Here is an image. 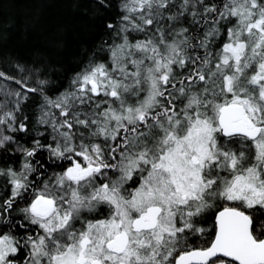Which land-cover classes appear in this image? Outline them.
<instances>
[{
	"label": "snow or ice",
	"instance_id": "1",
	"mask_svg": "<svg viewBox=\"0 0 264 264\" xmlns=\"http://www.w3.org/2000/svg\"><path fill=\"white\" fill-rule=\"evenodd\" d=\"M117 7L105 25L115 37L101 49L110 63L89 60L55 98L40 79L36 88L16 80L26 92L8 93L17 99L0 111V149L22 164L0 169L11 185L0 264H264V0ZM27 93H40L36 124L53 143L24 147L10 134L29 131V117L17 116ZM41 150L71 165L19 209L26 225L10 217ZM217 201L229 203L208 229Z\"/></svg>",
	"mask_w": 264,
	"mask_h": 264
},
{
	"label": "trees",
	"instance_id": "2",
	"mask_svg": "<svg viewBox=\"0 0 264 264\" xmlns=\"http://www.w3.org/2000/svg\"><path fill=\"white\" fill-rule=\"evenodd\" d=\"M120 0H111V6L103 8L97 0H0V71L7 77H0V111L15 107L16 97L9 92H26V88L39 87L37 80H47L46 94L55 98L66 89L76 73L95 59L97 62L110 63L104 43L111 44L115 33L107 30L106 22L119 19ZM183 26H188L187 22ZM136 39H143V34H133ZM221 41H217L219 44ZM20 80L26 88L15 81ZM29 99L21 105L23 111L17 113L19 119L29 117L28 132L10 133L24 147H32L33 140L41 143H53L51 129L36 124L39 106L43 102L40 93H27ZM133 100L135 98H132ZM4 126H0L2 129ZM84 140L88 142V130L80 129ZM43 133V135H41ZM76 142H80L79 136ZM99 142V141H97ZM239 147V145H236ZM13 148L16 147L14 144ZM36 168L46 171L56 170V158H50L47 150H41L30 158ZM39 161V164H37ZM22 156L16 151L0 149V169L9 167L20 171ZM43 165V167H41ZM37 172L29 175L35 179ZM11 195V185L7 177L0 176V201ZM29 197L17 198L14 208L26 206ZM206 213L207 224L211 229L214 213L224 201ZM229 203V202H228ZM13 210L12 213H15ZM204 239H210L205 236ZM199 245V241L196 242Z\"/></svg>",
	"mask_w": 264,
	"mask_h": 264
},
{
	"label": "flooded vegetation",
	"instance_id": "3",
	"mask_svg": "<svg viewBox=\"0 0 264 264\" xmlns=\"http://www.w3.org/2000/svg\"><path fill=\"white\" fill-rule=\"evenodd\" d=\"M79 159V158H77ZM81 162L83 163V161L81 160ZM52 163H55L58 165L57 168H55L56 170H49V171H46L45 172V175L41 172V169L37 168V175L35 177V180L34 182L31 184V186L29 187V189H31L30 191H28L29 194H33L34 193V196L36 193H38L39 191V186L41 185V183L45 180H48L50 177H53L54 176V173L53 172H56V173H60L62 172L64 169H66L67 167H69L71 165V162L69 160H59V159H56V161H52ZM109 175H112L111 173H109ZM132 183V182H129V184ZM30 203V201L28 202V204ZM224 204L227 205V201H224ZM26 207V206H25ZM102 208L105 209V212L104 214L106 215V212H107V206L105 205H102L101 206ZM20 208H24V206H19L18 208H14V210H16V214L14 213H11V217L10 219L14 220V221H18L20 223H24V224H28V222L24 219V216L22 213L19 212V209ZM222 208V206L220 207ZM220 208L218 210H220ZM217 210V211H218ZM86 215H97L99 216L100 214L99 213H92V214H88V213H85ZM102 218V216H101ZM28 228L29 230L35 234L36 232H41V230L38 228V226H35V225H28ZM14 232L18 231L19 233H23L25 230L24 229H13Z\"/></svg>",
	"mask_w": 264,
	"mask_h": 264
},
{
	"label": "rangeland",
	"instance_id": "4",
	"mask_svg": "<svg viewBox=\"0 0 264 264\" xmlns=\"http://www.w3.org/2000/svg\"><path fill=\"white\" fill-rule=\"evenodd\" d=\"M76 143L79 144L78 142H76ZM53 173L55 174L56 172H53ZM34 180H35V179H34ZM29 181L34 182L33 179H31V180H29ZM45 181H46V180H45ZM130 184H131L132 187H135V184H132V183H130ZM30 186H31V185H30ZM43 189H44V181H43V182L41 183V185L39 186V190H38V191L40 192V191H42ZM30 190H31V189H28V191H30ZM28 191L25 192V193L23 194V197H29L30 194L28 193ZM36 194H37V193H36ZM36 194H35V195H36ZM34 197H35V196H34V193H33V194H32V198H31V200L34 199ZM31 200H30V202H31ZM227 203H228V202H227ZM216 204H218V203L216 202ZM27 205H28V204H27ZM27 205H26V206H27ZM221 206L223 207V206H225V204L222 203ZM84 215H86V214H84Z\"/></svg>",
	"mask_w": 264,
	"mask_h": 264
}]
</instances>
